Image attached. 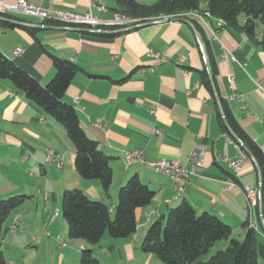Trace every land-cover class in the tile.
I'll return each mask as SVG.
<instances>
[{
  "label": "crops",
  "instance_id": "1",
  "mask_svg": "<svg viewBox=\"0 0 264 264\" xmlns=\"http://www.w3.org/2000/svg\"><path fill=\"white\" fill-rule=\"evenodd\" d=\"M26 1L78 12L88 9V0ZM96 1L106 7L92 9L99 18L110 19L122 11L117 0ZM35 18H20L29 25L15 23L17 26L11 28L0 22V51L42 84L54 76L50 55L80 67L63 99L76 109L86 134L110 157L112 184L104 194L98 180L82 178L74 167L75 148L64 128L16 91L9 80H0V199L27 195L4 221L0 264H77L81 246L92 249L101 264H112L109 256L115 255V249L120 250L117 260L122 257L129 260L127 264H138L135 245L142 260L151 256L141 248L148 226L183 200L197 213H212L229 224L231 234L238 239L247 229L246 220L248 226L252 220L257 264H264V201L263 217L258 208L249 217L243 190L245 185L258 190L260 173L249 156L238 173L220 158L237 156L235 140H227L225 134H231L223 130L214 91L203 82L204 54L193 28L183 21H159L106 35L55 22L45 23L52 27L38 28L30 24L44 23ZM243 19L239 17L237 26H222L214 17H205L208 24L201 29L217 70L218 93L264 155V93L257 85L264 87V49L258 43L264 26L260 24L256 38L250 39L240 28ZM18 46L23 51L14 55ZM149 50L160 52L165 61L155 67ZM182 55L184 60L179 61ZM198 145L206 148L204 165L199 174L187 178L184 191L176 196L171 181L151 166L139 162L126 166L123 161V152L139 150L146 162L166 158L187 164L188 155ZM47 150L62 156L61 165L46 160ZM133 174L155 192L151 203L136 211L137 228H142L140 236H136V229L124 238L104 235L94 245L80 239L70 249L60 245L63 235L68 237L66 222L60 216L63 190L78 187L90 198L110 205L113 212L119 186ZM15 220L18 227L11 232L8 229ZM226 241H217L209 253L224 248ZM101 249H107L109 256Z\"/></svg>",
  "mask_w": 264,
  "mask_h": 264
},
{
  "label": "trees",
  "instance_id": "2",
  "mask_svg": "<svg viewBox=\"0 0 264 264\" xmlns=\"http://www.w3.org/2000/svg\"><path fill=\"white\" fill-rule=\"evenodd\" d=\"M204 2L206 5L203 12L209 13L215 19H222L226 25L237 26L239 17L242 16L244 19L240 28L250 39L256 38L260 24L264 26V0H204ZM117 5L122 10L117 13H126L123 15L143 21L150 20L151 18H148L150 16L185 17L190 11H200V0H155L151 3L117 0ZM0 16L12 20H0L2 26L7 28L17 26L15 23L20 21V18L11 13L0 12ZM192 20L202 34L212 80L216 85L217 70L212 64L209 44L201 26L195 19ZM25 28L33 31L32 28ZM112 31L102 34L117 33ZM258 43L264 49V29ZM50 56L55 71L54 76L47 84H42L0 51V80H9L16 91L22 92L28 100L40 106L64 128L75 148L74 167L77 173L84 179L98 180L102 192L108 194L112 184L110 157L99 149L96 140L86 134L79 122L76 109L63 99L68 85L80 67L70 60ZM201 73L204 84L212 90L207 71L203 70ZM223 100L221 98L229 127L248 148L258 167L263 202L264 155L260 147L238 125ZM222 127L224 132L230 134L224 123ZM154 195V190L133 174L120 185L117 203L111 212L110 205L90 198L80 188H67L63 190L61 197V213L66 221L67 235L69 238L80 239L90 245L99 243L104 235L111 238L128 237L137 229V209L150 204ZM26 197L25 194H15L0 199V232L9 213L19 208ZM244 225L247 229L243 238L232 237L229 224L212 213H197L188 201L183 200L177 206L170 208L165 217L151 222L143 236L141 248L145 253L157 256L162 264H257L256 233L248 226L247 220ZM220 240H227L226 246L209 253ZM80 248V264H101L92 253V249L83 246ZM206 255L208 257L204 259Z\"/></svg>",
  "mask_w": 264,
  "mask_h": 264
},
{
  "label": "built area",
  "instance_id": "3",
  "mask_svg": "<svg viewBox=\"0 0 264 264\" xmlns=\"http://www.w3.org/2000/svg\"><path fill=\"white\" fill-rule=\"evenodd\" d=\"M93 8L99 10H106V7L96 0H88V9L84 12H78L73 10H68L60 7L53 6L52 4L48 5H36L30 3L26 0H15V1H5L0 0V12L1 13H11L14 12H23L25 14L34 15L40 18L43 22H55L61 24L65 27H82L89 32L94 33H108L109 31L124 32L127 29H133L139 27L143 22L140 20L138 22H127L126 20H121L119 17H112L110 19H102L94 15L92 12ZM187 18L195 19V21L202 27H205L208 23L205 21L204 12L198 14H186ZM219 25H222L221 22L217 21ZM23 51V48L18 46L13 50V54L17 55ZM149 57L155 60L154 66L157 67L165 61V57L160 53L153 50L148 51ZM225 56V55H224ZM184 56L179 57V61H183ZM232 78V76H230ZM260 91L264 93V87L257 83ZM236 98L241 99L240 96ZM99 123V121H97ZM226 135L228 141L233 142V137ZM235 140V139H234ZM235 148L237 150V156L231 158L227 155H223L220 158L234 169L235 173H238L242 164L247 160L248 156L241 148L240 143L235 140ZM125 156V165L128 166L134 162H139L142 164H147L151 166L156 173L164 175L167 177L174 189V194L181 193L184 191V186L187 178L190 175H197L200 173L203 165L204 158L206 155V148L202 145L195 146L190 154L188 155L187 164H182L174 159L160 158L146 162L143 159V153L139 150L125 151L123 152ZM46 160L56 162V164L61 165L62 156L53 152L52 150H47ZM251 194L253 197V203L255 210L259 205V196L258 190L253 189L245 185V193ZM18 227V220L13 223L11 229H8L11 232H15ZM254 229L253 227H251ZM48 234V232H46ZM60 242V241H59ZM64 246V244H61ZM134 264V263H132Z\"/></svg>",
  "mask_w": 264,
  "mask_h": 264
},
{
  "label": "water",
  "instance_id": "4",
  "mask_svg": "<svg viewBox=\"0 0 264 264\" xmlns=\"http://www.w3.org/2000/svg\"><path fill=\"white\" fill-rule=\"evenodd\" d=\"M0 20L12 21V20H10L8 18L1 17V16H0ZM159 21H165V22H170V21H183V22L189 24L193 28L194 33L197 36V39H198V41H199V43L201 45V48H202V51H203V54H204V60H205L206 70H207V73H208V77L211 80V84L213 86V91H214V96H215V98H216V100L218 102V106H219V109H220L221 116H222V119L224 121V124L227 126V128H228L230 134L232 135V137L236 141H238L240 143V146L244 150V152L250 158L253 159V157L250 154V151L248 150V148L235 135V133L232 131V129L229 127V125L227 123V120H226V117H225V114H224V110H223V106H222V102H221L220 94L218 93V90H217V88H216V86H215V84H214V82L212 80V75H211V72H210V67H209V61H208V56H207V52H206V47H205V44H204V41H203V37H202V34L200 33V31L196 28V26L194 25V23L192 22V20H190L189 18H186L184 16H180V15L167 16V17H164V18H158V19H154V20L145 21L140 26L147 25V24H151V23H154V22H159ZM18 23H23V24L29 25L28 23H24V22H20V21H18ZM30 25L31 26H35V27H38V28L52 27V26H49L47 24H37V25L36 24H34V25L30 24ZM81 29H85V28H81ZM112 32H116V31H112ZM258 196H259L258 211H259L260 217L262 218L263 217V214H262V186H261V182L259 183V187H258Z\"/></svg>",
  "mask_w": 264,
  "mask_h": 264
},
{
  "label": "rangeland",
  "instance_id": "5",
  "mask_svg": "<svg viewBox=\"0 0 264 264\" xmlns=\"http://www.w3.org/2000/svg\"><path fill=\"white\" fill-rule=\"evenodd\" d=\"M203 3H204V0H200V7H199V9H202V10H204L203 9ZM14 15H16L17 17H19V18H23V19H27V20H33V21H35V20H37L36 18H35V16H33V15H29V14H25V13H23V12H14L13 13ZM123 14H126V13H123ZM164 17H166V16H164ZM164 17H162V18H164ZM152 20V19H151ZM149 21V20H148ZM120 187V186H119ZM119 189V188H118ZM62 197V196H61ZM60 216H61V218H63V216H62V213H61V211H60ZM64 218H63V222H64ZM66 222V221H65ZM137 230H138V233L136 234V236H140L141 235V233H142V228H137ZM231 236L233 237V235L231 234ZM113 239H116V238H113ZM62 240V239H61ZM76 241V239H70V238H68V237H66L65 235H63V240H62V242L63 243H65L66 244V246H68V248L70 249L71 247H75L76 246V244H74V242ZM226 241V240H225ZM219 242H224V240H220ZM227 242V241H226ZM60 243V242H59ZM137 246L138 245H135V248H136V251H137V255L135 256L136 258V261H137V263L138 264H162L161 263V261L158 259V257L157 256H155L154 254H151V256H149V257H147L145 260H142L141 259V255H140V251H139V249L137 248ZM101 251V253L102 254H105V255H108V254H106V252H107V249H105V250H103V249H101L100 250ZM119 252H120V250L118 249H115L114 250V253H115V255L113 254L112 255V257L111 256H109L110 257V260H111V263L112 264H127V262L129 261V260H126V259H124V258H120L119 260H117L116 258L118 257V254H119ZM138 256V257H137ZM127 257V256H126ZM66 264V263H65ZM77 264H80V263H77Z\"/></svg>",
  "mask_w": 264,
  "mask_h": 264
},
{
  "label": "bare ground",
  "instance_id": "6",
  "mask_svg": "<svg viewBox=\"0 0 264 264\" xmlns=\"http://www.w3.org/2000/svg\"><path fill=\"white\" fill-rule=\"evenodd\" d=\"M200 11H190V12H188L186 14H198V13L203 12V11H201V12ZM113 17H119L121 20H126L127 22H138V21H140L139 19H137L135 17L134 18L129 17V16L127 17L126 15H123V14H120V13H115ZM205 17H208V18L211 17L212 18V16L209 13H207V12L204 13V18ZM216 20L219 21V22H221L222 26L225 25V22L222 19L217 18ZM123 161L125 163V156L124 155H123ZM227 166L230 169H232L233 172H234V169L231 168V166L229 164H227ZM243 190H244V193H245V186H244V189ZM182 192L183 191H181V193ZM177 194H179V193H177ZM244 195H245L246 201H247V209L246 210L248 212V216L251 217V214H253L255 212V207H254V203H253V197L251 196V194H244ZM15 222H16V220H15ZM253 225H254V222H252V220H250L249 221V227H253ZM60 243L65 245V243H63L62 241H60Z\"/></svg>",
  "mask_w": 264,
  "mask_h": 264
}]
</instances>
